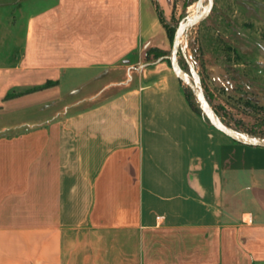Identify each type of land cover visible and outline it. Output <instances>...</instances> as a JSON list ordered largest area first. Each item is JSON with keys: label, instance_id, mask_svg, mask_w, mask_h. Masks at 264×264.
Returning a JSON list of instances; mask_svg holds the SVG:
<instances>
[{"label": "crops", "instance_id": "obj_1", "mask_svg": "<svg viewBox=\"0 0 264 264\" xmlns=\"http://www.w3.org/2000/svg\"><path fill=\"white\" fill-rule=\"evenodd\" d=\"M170 48L157 0H0V264H264V147Z\"/></svg>", "mask_w": 264, "mask_h": 264}, {"label": "rangeland", "instance_id": "obj_2", "mask_svg": "<svg viewBox=\"0 0 264 264\" xmlns=\"http://www.w3.org/2000/svg\"><path fill=\"white\" fill-rule=\"evenodd\" d=\"M157 2L174 35L182 22L208 4V0ZM20 24L16 33L22 36ZM180 41L179 64L202 87L214 110L230 127L250 135L264 131V0H214L208 16Z\"/></svg>", "mask_w": 264, "mask_h": 264}, {"label": "water", "instance_id": "obj_3", "mask_svg": "<svg viewBox=\"0 0 264 264\" xmlns=\"http://www.w3.org/2000/svg\"><path fill=\"white\" fill-rule=\"evenodd\" d=\"M214 5V0H208V4L206 7V10L200 14L197 17H191L182 22L176 29L174 38H173V43H172V48L171 51L168 55V59L170 60V63L172 65L173 70L175 71L176 75L178 78L189 88V90L194 94V96L197 98L202 111L203 115L208 121V123L215 127L216 129L220 130L233 140L251 145V146H260L264 147V137H255L250 134H247L239 129L230 127L226 125L221 119H219L216 111L210 104V101L208 100V97L204 90L202 89L201 86L197 84V82L190 78L186 77L182 73V67L179 64L178 61V52H179V47H180V40L181 36L192 29L196 24L201 22L204 18L208 16L210 11L212 10V7Z\"/></svg>", "mask_w": 264, "mask_h": 264}, {"label": "trees", "instance_id": "obj_4", "mask_svg": "<svg viewBox=\"0 0 264 264\" xmlns=\"http://www.w3.org/2000/svg\"><path fill=\"white\" fill-rule=\"evenodd\" d=\"M161 17H162V15H161ZM162 22L164 23V26L166 27V29H167V31H168V34H169V36H170V39H171V41H172V43H173V38H174V31H173V29H171V27L166 23V21L163 20V17H162ZM151 53H155L157 56L163 54L161 51H159V50H157V49H150L149 52H148V54H151ZM48 84H49V82H48ZM48 84H47V85H48ZM185 89H186V87H185ZM188 89H189V88H188ZM189 91H190V90H189ZM190 93H192V92H191V91L188 92V90L186 89V95H187L188 100L190 101V104L192 105V107L194 108V110H196L197 112L201 113V111H200V109L198 108V106L193 102V100H192V96H191ZM19 94H21L19 91L11 90V91H9V92L7 93L6 98H11V97H14V96L19 95ZM192 94H193V93H192ZM193 95H194V94H193ZM263 108H264V107H263ZM215 111H216V113L220 116V119H222V121H223L226 125L230 126V124H229L228 122L225 121V118H223V117L221 116V114L219 113V111H217V110H215ZM201 114H202V113H201ZM241 131H245V130H241ZM251 134H252V135H258L259 137H264V131H262L261 133H255V132H252Z\"/></svg>", "mask_w": 264, "mask_h": 264}, {"label": "bare ground", "instance_id": "obj_5", "mask_svg": "<svg viewBox=\"0 0 264 264\" xmlns=\"http://www.w3.org/2000/svg\"><path fill=\"white\" fill-rule=\"evenodd\" d=\"M205 10H206V6H205L203 9H201V8L197 9V13L194 14L192 17H197V16H199V15L202 14ZM182 73H183L186 77H190L189 74H188L184 69H182Z\"/></svg>", "mask_w": 264, "mask_h": 264}]
</instances>
